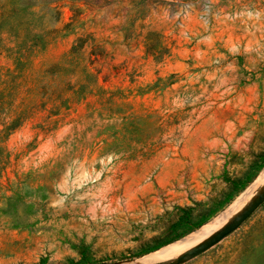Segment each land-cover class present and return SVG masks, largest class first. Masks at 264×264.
Returning <instances> with one entry per match:
<instances>
[{"label": "rangeland", "instance_id": "1", "mask_svg": "<svg viewBox=\"0 0 264 264\" xmlns=\"http://www.w3.org/2000/svg\"><path fill=\"white\" fill-rule=\"evenodd\" d=\"M263 173L264 0H0V264H135ZM177 264H264V201Z\"/></svg>", "mask_w": 264, "mask_h": 264}, {"label": "bare ground", "instance_id": "2", "mask_svg": "<svg viewBox=\"0 0 264 264\" xmlns=\"http://www.w3.org/2000/svg\"><path fill=\"white\" fill-rule=\"evenodd\" d=\"M259 183L260 184L263 183V185H264V177L260 180ZM262 187H264V186H262ZM260 189H262V188H260ZM249 190H251V189H249ZM252 190H253V188H252ZM259 191H261V190H259ZM256 194H257V192H256ZM244 198L246 200L241 202V204L239 203V205H237L238 203H235L233 205L231 204L232 205V206H230L231 208L229 207L230 209H228V210L226 209L227 212L225 211L223 214H220V216L217 217L212 223H210L207 226L202 227V229L199 230L200 232H198L197 234H195V233H194V235L191 234L192 236L186 237L184 239L182 238L183 239L182 241L176 242V243H174L170 246H167V247H165V248H163V249H161L155 253L147 255L146 257H143V258L138 259V260L133 261V262L135 264H143L147 261L164 262V261L168 260L169 258H172L174 255L176 256L178 254L188 252L189 250H191L192 248H194L195 246H197L198 244L201 243L202 238L200 237V235L206 234L209 238L214 233H216L218 230H220L224 225H226L228 222L233 220L244 208H246L250 204V202L255 198V194L252 195V194L246 192ZM235 205H237V206L235 207Z\"/></svg>", "mask_w": 264, "mask_h": 264}, {"label": "water", "instance_id": "3", "mask_svg": "<svg viewBox=\"0 0 264 264\" xmlns=\"http://www.w3.org/2000/svg\"><path fill=\"white\" fill-rule=\"evenodd\" d=\"M264 201V190L260 192L251 202L250 204L244 208L233 220L224 225L220 230L214 233L211 237L198 244L188 252L182 254L178 257L177 260L170 262L169 264H177L183 262L187 258H192L205 250L211 248L220 240H222L225 236L233 232L242 222H244L258 206ZM105 264H128V263H119V262H110ZM168 264V263H166Z\"/></svg>", "mask_w": 264, "mask_h": 264}]
</instances>
